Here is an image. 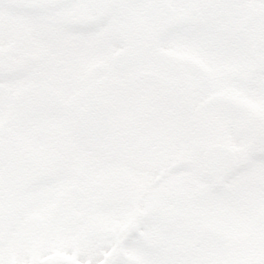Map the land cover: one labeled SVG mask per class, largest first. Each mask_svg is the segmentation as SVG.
<instances>
[{"label": "snow or ice", "instance_id": "1", "mask_svg": "<svg viewBox=\"0 0 264 264\" xmlns=\"http://www.w3.org/2000/svg\"><path fill=\"white\" fill-rule=\"evenodd\" d=\"M0 264H264V0H0Z\"/></svg>", "mask_w": 264, "mask_h": 264}]
</instances>
